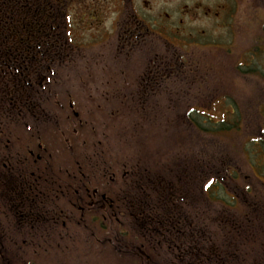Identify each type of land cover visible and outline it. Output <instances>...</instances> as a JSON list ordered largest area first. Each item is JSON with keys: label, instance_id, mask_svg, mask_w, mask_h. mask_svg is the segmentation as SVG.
I'll return each instance as SVG.
<instances>
[{"label": "flooded vegetation", "instance_id": "flooded-vegetation-1", "mask_svg": "<svg viewBox=\"0 0 264 264\" xmlns=\"http://www.w3.org/2000/svg\"><path fill=\"white\" fill-rule=\"evenodd\" d=\"M29 3L30 23L10 27L11 64L0 86V264L11 263L10 248L30 261L31 248H55L56 264H77L108 245L140 264L237 262L243 218L208 207L204 145L194 164L189 139L113 161L109 143L111 121L124 117L174 116L202 135L215 103L240 118L239 97L224 90L207 52L224 49L229 29L235 35L242 0ZM258 226L262 247L250 254L264 263ZM80 232L87 238L72 240Z\"/></svg>", "mask_w": 264, "mask_h": 264}, {"label": "rangeland", "instance_id": "rangeland-1", "mask_svg": "<svg viewBox=\"0 0 264 264\" xmlns=\"http://www.w3.org/2000/svg\"><path fill=\"white\" fill-rule=\"evenodd\" d=\"M237 15L239 26L236 27L235 24V35L229 29L230 34L226 35L228 39L224 40V49L209 50L207 60L208 64L214 67V73H216V66H220L219 74L224 81V90L239 97L238 106L241 115L238 119H230L222 110L223 104L220 102L205 111L214 121L221 122L226 119L231 123L239 122L240 128H234L217 135L212 130V123L209 120L205 123L204 119L202 120L204 122L201 123L205 128H208V132L207 135H202L193 126L188 129L184 119L174 118V116L171 118L160 117L158 123L152 122L148 118L137 120V118L124 117V120L116 121L114 119L111 121L112 137L109 143L110 154H108L111 161L132 160L131 156L137 153L143 155L145 151L155 149V146L162 149L166 144L165 149H167L174 136L177 143L182 139H189L192 162L197 164L202 151L203 157L206 158L204 165H206L208 176L216 175L219 170H222V174H225L227 170L230 171L228 180H223V183L228 193L230 195L235 193L238 199L237 202L230 205L231 209H241L238 217L246 218L248 221L246 232L239 237L240 251L243 253H240V258L233 264H264L261 261L254 262L251 258L252 254H250L255 246H261L258 234L262 232L258 225L264 226V81L257 76L258 71L264 72V0H242ZM251 59L252 61H250ZM248 64L250 66H247ZM201 104L209 105L210 103ZM185 106L183 105V108ZM103 118L104 116L100 117V121ZM105 119L110 120L108 116ZM115 124L118 125L115 126ZM126 126L127 128H125ZM18 143V146L26 148L29 143L28 134H21ZM203 145L205 147L200 151ZM171 148L169 151L173 150ZM178 149V145H175L176 152ZM83 153L81 151L80 155ZM173 159H178V157L173 156ZM220 196L223 197L221 199L224 203L226 199L231 201L225 191H222ZM218 206L223 209L229 208L226 204L223 206L221 203ZM208 207L217 206L208 203ZM259 208H262V214ZM221 212L223 211L221 210ZM247 213L249 215L245 216ZM24 237V235H20L21 239ZM53 237L51 239L59 238L55 235ZM74 237L72 240L83 241L87 238L82 232ZM100 238H102L101 235ZM261 241H264V235ZM79 244L84 245L83 242ZM93 245L98 246L95 243ZM64 249L62 248V250ZM82 249L85 248L81 247L80 250ZM38 250L35 252L33 248L30 249L28 256L32 261L26 259L23 254L18 252V249L14 248L8 249L6 255L11 257L10 264H25L28 261L32 264L57 263L59 255L55 252V248L51 250L53 254L47 253L45 249ZM58 250L62 251L60 248ZM88 253L86 257L79 254L81 255L79 256L80 262L77 264H140L133 254L127 252L126 248L117 247L116 249L113 245L95 247ZM13 257L15 258L13 259Z\"/></svg>", "mask_w": 264, "mask_h": 264}, {"label": "trees", "instance_id": "trees-1", "mask_svg": "<svg viewBox=\"0 0 264 264\" xmlns=\"http://www.w3.org/2000/svg\"><path fill=\"white\" fill-rule=\"evenodd\" d=\"M31 1L36 3L37 1H40V0H0V50H2L0 53V86L7 85L6 84L8 81L7 70H8V66H10L11 64V61L9 60L10 55L7 53L8 49L11 47V43H10L11 39L9 37L10 34H8L11 31L10 27H12L13 30H18L20 29V26L28 25L30 23L32 16L30 15V18H29L28 11L31 6V3L29 2ZM1 33H6V34H1ZM16 47L21 48L20 46H16ZM3 52L5 54H3ZM212 119H213L212 117H209L207 120H209L212 123V127H213L212 130L214 134H217V135H221V132L233 130L234 128L236 129L240 128L239 122L231 123L229 121H226V119L221 120V122H219L218 120L214 121ZM229 174H230V171L228 170L225 171V174L224 173L222 174V170H219L218 173L214 176H208L207 174V177H208L207 178V192L209 196L208 203L210 205L219 207L218 204L221 203L223 206L226 204L227 206H229V208H231L230 205L233 202L238 201L237 198L235 199L233 196H231L228 193V191L226 190L227 188L225 184L223 183V180H224L223 178L229 177L230 176ZM219 176H221L222 182L220 179H217ZM197 187H198V184L193 182V190L194 189L196 190ZM222 191H225L226 195L228 196L229 199H231V201H228V199H226L225 203L223 202V199H221L223 197L220 196V193H222ZM239 211H241V209ZM260 211L262 214L263 213L262 208L260 209ZM248 215L249 213L245 214V216H248ZM223 218H226V217H223ZM247 228H248L247 219L246 218L241 219V221L238 222L237 226H235V230L237 229L236 234H235V239L240 240L239 237H241V235H243V233L246 232ZM222 264H228V263H222Z\"/></svg>", "mask_w": 264, "mask_h": 264}]
</instances>
